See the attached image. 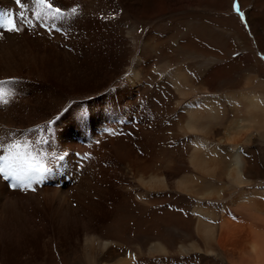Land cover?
I'll return each mask as SVG.
<instances>
[{
	"label": "bare ground",
	"instance_id": "1",
	"mask_svg": "<svg viewBox=\"0 0 264 264\" xmlns=\"http://www.w3.org/2000/svg\"><path fill=\"white\" fill-rule=\"evenodd\" d=\"M23 2L0 0L21 28L0 29V167L46 171L0 178V264H264V19L238 36L246 54L178 36L159 55L127 14L204 0ZM170 193L189 214L158 205Z\"/></svg>",
	"mask_w": 264,
	"mask_h": 264
},
{
	"label": "rangeland",
	"instance_id": "2",
	"mask_svg": "<svg viewBox=\"0 0 264 264\" xmlns=\"http://www.w3.org/2000/svg\"><path fill=\"white\" fill-rule=\"evenodd\" d=\"M204 1V9H185L184 12L166 11L159 15L141 18L140 22H137L134 18L126 14L132 23L141 27V31L139 30L137 32V37H140L144 30H150V44L145 45L144 48V51L147 53L149 51H155L161 54L166 50H172L175 48L173 46H175V40L178 36L182 37L180 41H183L186 36H190L196 42H199L202 38L207 48L215 47L220 50L228 48L229 44L234 42L235 46L237 45L236 47L239 49L238 52L246 54L247 51L243 49V44H241L238 36L240 37L241 31H244L247 35L249 34V23H247L249 16L260 19L262 17L264 19V0H245L244 7H242L241 0ZM237 8L239 11L236 10ZM240 13H243V16ZM198 29L202 31L203 37L197 32ZM235 53L237 52L234 51L231 55L235 56ZM258 53L264 65V54L259 50ZM187 56L189 55H183L177 51L173 64L180 63L185 58H188L186 65L189 66V69L198 70L202 67V64L197 61L196 55L191 54L189 57ZM155 62H162V55L160 57L158 56ZM169 195L167 199L162 200L158 205H167L166 208L168 210L180 212L181 208L188 209V205L190 207L192 204L185 196L174 193H170ZM180 213L189 214L188 212L185 213V210H182ZM172 235L178 239V237L182 236V233L175 231ZM185 257L188 258V261L183 263ZM159 261V264H166L162 258ZM175 261V264H225L220 262L219 258H216L212 254L205 255L204 253L196 252L186 253L183 256L179 255L175 257Z\"/></svg>",
	"mask_w": 264,
	"mask_h": 264
},
{
	"label": "snow or ice",
	"instance_id": "3",
	"mask_svg": "<svg viewBox=\"0 0 264 264\" xmlns=\"http://www.w3.org/2000/svg\"><path fill=\"white\" fill-rule=\"evenodd\" d=\"M34 2L41 7L42 10L47 9L54 11L56 14H59L61 12V9L54 8L52 3H48L47 0H34ZM15 3L18 7L24 8L26 7L23 0H15ZM239 11V9H236ZM37 15H40V13H37ZM45 15H47V12H45ZM241 16H243V13H240ZM21 19H23V13H20ZM0 29H2L5 32H18L21 31V28L18 26V23L12 13L6 14V16L3 18L2 21H0ZM3 35V32H0V36ZM2 83V82H0ZM6 102V101H5ZM10 148H16L18 145H10ZM46 169L42 166L37 167L31 163H28L26 167H21L19 170L16 168H9L7 172H5L4 168L0 167V178H3L5 180H11L10 187L15 189L17 185H20L21 187H27V185L24 183L25 180H31L33 179V174H42L45 172ZM34 190V189H33Z\"/></svg>",
	"mask_w": 264,
	"mask_h": 264
}]
</instances>
